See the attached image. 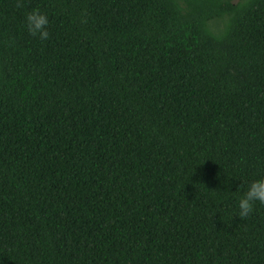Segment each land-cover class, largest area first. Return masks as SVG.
<instances>
[{"label":"trees","instance_id":"trees-1","mask_svg":"<svg viewBox=\"0 0 264 264\" xmlns=\"http://www.w3.org/2000/svg\"><path fill=\"white\" fill-rule=\"evenodd\" d=\"M0 264H264V0H0Z\"/></svg>","mask_w":264,"mask_h":264}]
</instances>
